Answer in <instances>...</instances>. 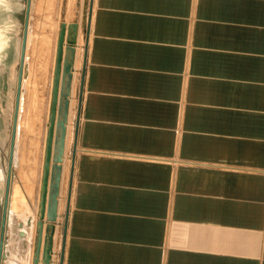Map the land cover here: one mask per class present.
Segmentation results:
<instances>
[{"label":"crops","instance_id":"obj_1","mask_svg":"<svg viewBox=\"0 0 264 264\" xmlns=\"http://www.w3.org/2000/svg\"><path fill=\"white\" fill-rule=\"evenodd\" d=\"M61 264H264V0H92Z\"/></svg>","mask_w":264,"mask_h":264},{"label":"rangeland","instance_id":"obj_2","mask_svg":"<svg viewBox=\"0 0 264 264\" xmlns=\"http://www.w3.org/2000/svg\"><path fill=\"white\" fill-rule=\"evenodd\" d=\"M91 5L92 0L30 1L24 54L28 70L22 80L12 165V183L19 187L28 206L11 216L26 222L31 215L32 223L27 224L25 247L18 256L12 251L7 264H31L35 230L41 222L37 219L39 194L48 187L47 177L51 207L55 208L54 215L43 222L42 246L51 249V258L48 262L45 256L41 264L62 261ZM27 8L28 0H0V222ZM43 175H47L44 180ZM6 235L9 244L10 229Z\"/></svg>","mask_w":264,"mask_h":264},{"label":"bare ground","instance_id":"obj_3","mask_svg":"<svg viewBox=\"0 0 264 264\" xmlns=\"http://www.w3.org/2000/svg\"><path fill=\"white\" fill-rule=\"evenodd\" d=\"M26 38H27V35H26ZM27 70H28L27 64L23 60L21 82H20V95H19V102H18V107H17L16 123H15L16 125H15L14 146L16 143L17 123H18L19 111H20L19 108H20V99H21V94H22L21 93L22 80H23L24 76L27 74ZM12 125H13V122H12ZM13 155H14V153H13ZM12 165H13V161H12ZM44 177H47V175H43L42 180H44ZM48 179L49 178L47 177L46 178V181H47L46 186H48V187L46 188V190L43 194H39L38 212H37L38 218L37 219H38V221L41 220V222L39 223V225H37V228L35 230L36 234H35V240L33 243L34 246L32 249L31 264H41L42 259L45 258L44 252L46 251V249L42 246V243L44 240L43 222H44L45 218L48 215H50L52 210L55 208V206L51 207V205H52L51 202H53V201L51 199L52 194L49 191V180ZM31 184H29V185L31 186ZM26 206H28V205H27L26 199H25L24 195L22 194L21 190L19 189V187L14 182L12 183V167H11L9 193H8V204H7L6 222H5L4 240H3V250H2L3 251V257L1 260V264H3L4 262H5V264H7L10 261L9 260L10 256H13L12 251L17 255L18 251L23 250V248L26 245L25 244V242H26L25 237L27 234V227H28L27 224L32 223L31 222V218H32L31 215L27 217L26 222H25V220H21V219L19 220V218L16 219L18 221L13 220V218L11 216V214L13 212L15 215H17L18 212L26 210L25 209ZM42 208H44V210ZM36 222H37V220H36ZM0 227H1V222H0ZM19 228H21L20 229L21 231L19 230ZM9 229H10V240H9V244H8V241H6V239H7L6 233L9 231ZM11 230L13 231L12 233H11ZM40 242H41V244H40Z\"/></svg>","mask_w":264,"mask_h":264},{"label":"water","instance_id":"obj_4","mask_svg":"<svg viewBox=\"0 0 264 264\" xmlns=\"http://www.w3.org/2000/svg\"><path fill=\"white\" fill-rule=\"evenodd\" d=\"M29 5L30 0H28V8L26 14V21L24 25L23 31V38H22V48L20 53V60H19V73H18V83H17V92H16V99H15V107L13 113V125H12V135H11V142H10V149H9V159L7 164V176H6V184H5V191H4V199H3V207H2V218H1V227H0V264L3 257V240H4V230H5V222H6V212H7V204H8V193H9V183H10V172L12 167L13 161V153H14V141H15V123L17 117V107L19 102V95H20V82H21V74H22V65L24 60L25 54V45H26V35H27V27H28V13H29ZM44 210V208H42ZM52 216L54 215V211L51 212ZM39 247V246H38ZM49 262L51 258V249L48 247L44 252Z\"/></svg>","mask_w":264,"mask_h":264}]
</instances>
